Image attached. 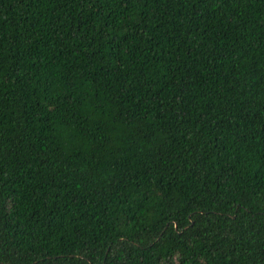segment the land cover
<instances>
[{"label":"trees","instance_id":"16d2710c","mask_svg":"<svg viewBox=\"0 0 264 264\" xmlns=\"http://www.w3.org/2000/svg\"><path fill=\"white\" fill-rule=\"evenodd\" d=\"M0 264H264V0H0Z\"/></svg>","mask_w":264,"mask_h":264}]
</instances>
